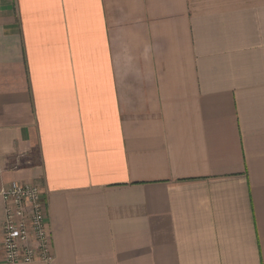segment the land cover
Returning <instances> with one entry per match:
<instances>
[{
    "label": "crops",
    "instance_id": "1",
    "mask_svg": "<svg viewBox=\"0 0 264 264\" xmlns=\"http://www.w3.org/2000/svg\"><path fill=\"white\" fill-rule=\"evenodd\" d=\"M13 181L54 256L25 264H264V0H0Z\"/></svg>",
    "mask_w": 264,
    "mask_h": 264
},
{
    "label": "built area",
    "instance_id": "2",
    "mask_svg": "<svg viewBox=\"0 0 264 264\" xmlns=\"http://www.w3.org/2000/svg\"><path fill=\"white\" fill-rule=\"evenodd\" d=\"M4 222L0 248L9 264L51 262L46 204L38 183L13 181L0 188Z\"/></svg>",
    "mask_w": 264,
    "mask_h": 264
}]
</instances>
